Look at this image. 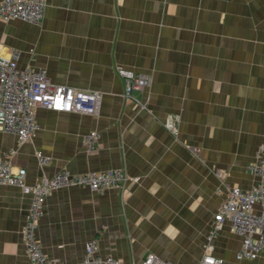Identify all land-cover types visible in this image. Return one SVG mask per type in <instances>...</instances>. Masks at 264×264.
<instances>
[{
	"label": "crops",
	"instance_id": "crops-1",
	"mask_svg": "<svg viewBox=\"0 0 264 264\" xmlns=\"http://www.w3.org/2000/svg\"><path fill=\"white\" fill-rule=\"evenodd\" d=\"M13 52L20 69L102 100L95 116L37 109L30 142L0 132V161L25 168L30 186L62 171L128 178L120 189L63 188L46 199L36 238L50 259L82 264L97 239L100 255L124 264L149 253L200 264L209 244L223 264H264V255L237 260L242 239L228 220L210 238L227 188L257 183L249 167L264 142V0H47L37 25L0 21V54ZM118 66L151 85L127 101ZM36 152L51 163L40 166ZM31 200L0 186V264H32L21 235Z\"/></svg>",
	"mask_w": 264,
	"mask_h": 264
},
{
	"label": "built area",
	"instance_id": "built-area-1",
	"mask_svg": "<svg viewBox=\"0 0 264 264\" xmlns=\"http://www.w3.org/2000/svg\"><path fill=\"white\" fill-rule=\"evenodd\" d=\"M47 0H0V21L22 20L34 25L44 19ZM19 53L11 56L0 54V132L15 135L20 145L30 142L39 130L36 111L42 108L58 113H77L95 116L99 112L102 94L97 91L83 90L70 86L53 84L44 69L18 66ZM125 84L124 97L132 99L135 92L151 85L147 75L136 73L121 66L116 68ZM166 127L176 131L168 121ZM98 134L91 132L84 138V149L91 153L96 150ZM40 166L51 163V159L41 152H36ZM257 183L251 190L228 187L227 197L215 215L210 235L213 238L221 230L224 222H230L231 231L242 239L236 253L238 261H254L264 255V142L260 146L257 162L249 167ZM219 177L222 173L218 174ZM27 170L14 168L10 156L0 161V186L17 187L30 195L31 205L21 230L22 242L29 261L32 264H60L50 259L43 251L36 238V230L44 215L46 199L55 191L63 188L84 187L94 193L110 188H123L128 181L122 170L92 171L71 174L62 171L53 177H43L34 185L26 182ZM213 246L206 247L200 264H223L221 258L213 254ZM82 264H124L110 255L99 253L97 239L90 240L85 246ZM140 264H173L161 260L149 253Z\"/></svg>",
	"mask_w": 264,
	"mask_h": 264
},
{
	"label": "rangeland",
	"instance_id": "rangeland-1",
	"mask_svg": "<svg viewBox=\"0 0 264 264\" xmlns=\"http://www.w3.org/2000/svg\"><path fill=\"white\" fill-rule=\"evenodd\" d=\"M205 252H206V249H205ZM202 261V260H201Z\"/></svg>",
	"mask_w": 264,
	"mask_h": 264
}]
</instances>
